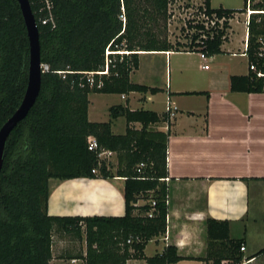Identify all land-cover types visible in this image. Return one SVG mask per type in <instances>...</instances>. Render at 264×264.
Returning <instances> with one entry per match:
<instances>
[{"label":"trees","instance_id":"trees-1","mask_svg":"<svg viewBox=\"0 0 264 264\" xmlns=\"http://www.w3.org/2000/svg\"><path fill=\"white\" fill-rule=\"evenodd\" d=\"M53 23L42 25L43 0H29L39 31L41 74L38 97L27 116L8 136L0 171V264H50L54 233L83 239L85 253L63 251L61 259L82 258L85 264H175L183 258L173 245L145 256L147 244L163 237L167 229V144L170 132L154 131L158 123H170L172 110L161 115L127 106L109 108L107 122H90L89 95L158 93L133 84L139 53L179 51L220 54L227 40V22L212 38L191 44L172 43L156 32L167 22L172 0H49ZM207 14L232 19L245 10L212 9ZM254 8L264 11V0ZM256 19H259L256 22ZM199 30V26H195ZM264 42V14L252 17L248 30V63L264 72L256 51ZM108 55V76L94 75L90 87L84 73L103 70ZM29 40L19 4L0 0V129L20 106L28 82ZM64 72V74H58ZM101 83L98 88L97 84ZM232 92L264 93V77L251 71L230 78ZM195 95L198 93H187ZM126 122L122 135L112 133V121ZM139 124V129L133 125ZM99 150L111 151L116 169L99 161V150H88V138ZM92 171H95L93 173ZM124 179L125 213L122 217H55L47 213L49 182L73 179ZM138 201H143L138 205ZM154 203V206H152ZM152 212V216L148 214ZM207 248L202 264H242L244 239H230L226 221L204 220ZM264 254V250L258 255Z\"/></svg>","mask_w":264,"mask_h":264},{"label":"crops","instance_id":"crops-1","mask_svg":"<svg viewBox=\"0 0 264 264\" xmlns=\"http://www.w3.org/2000/svg\"><path fill=\"white\" fill-rule=\"evenodd\" d=\"M210 5L218 9L212 7V0ZM237 16L236 24L244 25V13H235L220 54L210 56L185 49L139 53V66L130 74V81L157 89L158 93L113 95L119 100L105 106L103 118L90 109L88 97L90 122H107L109 108L116 105L159 115L168 108L172 110L169 125L158 123L150 127L154 131L170 132L169 189L166 233L149 242L155 248L151 255H146L145 248L147 257L160 253L166 245H173L183 258L175 264H202L198 259L205 257L207 248L204 220L211 218L228 223L230 239H244L242 264H264V254L258 255L264 250V93L230 89L231 77L249 74L248 59L243 55L245 31L241 43L231 47L233 21ZM186 55L193 58L188 64L179 60ZM238 57L242 64L235 62ZM146 58L147 62L143 63ZM206 62L210 65H205ZM159 99H163L164 106L160 111L153 108ZM121 119L112 121L113 134H124L126 122L122 124ZM123 189L124 179L118 177L51 180L47 213L55 217H122ZM142 204L138 201V205ZM60 260L66 259L53 253L52 261Z\"/></svg>","mask_w":264,"mask_h":264},{"label":"rangeland","instance_id":"rangeland-1","mask_svg":"<svg viewBox=\"0 0 264 264\" xmlns=\"http://www.w3.org/2000/svg\"><path fill=\"white\" fill-rule=\"evenodd\" d=\"M202 0H177L173 1V4L170 5L169 8L171 9V17L167 19V22L164 24L160 23L158 26V29H156V32H159L161 36L166 35L168 41L175 43H185V37H184V24L185 22L192 16V13L196 11L197 8L201 6ZM220 6H223L224 8L234 9V10H242L244 8V0H212V7L213 8H219ZM174 16V17H173ZM241 21L243 20V17L240 18ZM233 33H232V45L231 47H237L239 43H241V40L243 38V33L245 31L243 24H236V22H239L238 16L233 21ZM183 28V31H180V29ZM228 32V31H227ZM229 34V33H228ZM191 55H186L181 57L179 60L181 62L187 63L192 60ZM147 62V58L143 59V63ZM235 62L237 64H242L243 60L239 57L235 59ZM205 65H210L209 63H205ZM144 68V67H143ZM91 107L99 118L104 117L105 113V106L106 105H113L114 103L118 102L119 98L114 97L113 95H91L89 96ZM163 106V99H159L154 104L153 108L160 111ZM148 109V106H147ZM120 122L124 124V119H121ZM120 124V123H118ZM118 129L119 125L117 126ZM116 129V131L118 130ZM110 163L112 166V172H115L116 169V157L115 155L110 158V160L107 162ZM143 202V201H142ZM144 203V202H143ZM52 251L55 256H60V254L63 251H67L70 254H77L79 252H82L85 250V242H84V235L83 239L78 241L72 236L62 235L59 233H54L53 239H52ZM155 248L154 243H149L146 247V255L147 253L151 255L153 253V250Z\"/></svg>","mask_w":264,"mask_h":264},{"label":"built area","instance_id":"built-area-1","mask_svg":"<svg viewBox=\"0 0 264 264\" xmlns=\"http://www.w3.org/2000/svg\"><path fill=\"white\" fill-rule=\"evenodd\" d=\"M172 0L167 9V14H168V19L171 17V9L169 8L171 4H173ZM177 1V0H175ZM201 3V6L196 9L192 13V16L185 22L184 24V37H185V43L182 44H191L192 43V37L193 36H198L197 42L205 40L207 38H212L213 34L218 32L219 30H223L224 23L227 22L228 25L231 21V19H226L224 17H218L216 14H207L206 8H204V0ZM263 0H245V10H244V26H245V39H244V51L243 55L247 57V50H248V28L251 22V19L253 16H257L260 14H264V11H259L258 9L254 8V6L257 3H262ZM44 7L43 10H45L46 15L45 17L40 18L39 22L42 25H46L47 23H53V15L51 12L52 5L49 0H43ZM174 17V16H173ZM259 19H256V22H258ZM199 26V30H196L195 26ZM180 31H183V28L180 29ZM228 29H226V35H227ZM260 46L258 47L256 51V56L258 59L264 60V42L259 40ZM186 50H188L186 48ZM110 54L109 50L107 49L105 52V66L103 70L98 71V72H92V73H84L86 76V82L87 84L92 87L95 84L94 80V75L98 76H108V55ZM262 67H264V61L262 62ZM249 71L255 73L257 77H264V72L261 70L257 69V64L256 63H249L248 65ZM48 71V66L42 64V72ZM58 74H64V72H58ZM97 87H101V83L97 84ZM173 116V113L171 112L170 117ZM88 150L90 151H96L98 149V145L92 137L88 138ZM115 154L111 151H106V150H99L97 153V158L99 161H109L110 158H112ZM95 173V171H92ZM152 206H154V203H152ZM152 216V212L148 214V217ZM245 247L241 246L240 251L244 252ZM50 264H85L84 260L82 258H70L66 260H60L59 262H53L51 261Z\"/></svg>","mask_w":264,"mask_h":264},{"label":"water","instance_id":"water-1","mask_svg":"<svg viewBox=\"0 0 264 264\" xmlns=\"http://www.w3.org/2000/svg\"><path fill=\"white\" fill-rule=\"evenodd\" d=\"M19 4L29 40L28 82L23 100L9 120L0 129V171L2 169L8 136L34 105L41 85L42 64L40 60L39 31L31 11L29 0H16Z\"/></svg>","mask_w":264,"mask_h":264}]
</instances>
